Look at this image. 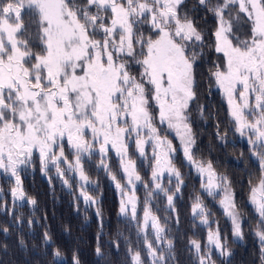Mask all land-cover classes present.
<instances>
[{
	"label": "snow or ice",
	"instance_id": "obj_1",
	"mask_svg": "<svg viewBox=\"0 0 264 264\" xmlns=\"http://www.w3.org/2000/svg\"><path fill=\"white\" fill-rule=\"evenodd\" d=\"M198 4L216 22L211 46L224 61L223 69L215 65L211 77L224 92L235 131L241 136L254 134L248 140L260 172L250 188V201L264 224V0H198ZM182 5L185 0H0V169L15 178L14 198H25L20 171L31 165L34 152L45 174L51 164L63 178L65 141L75 157L68 168L79 173L85 203L96 201L84 191L89 177L82 157L91 156L97 145L102 157L109 148L116 153L134 193L141 176L129 156L131 139L140 157L146 156L145 146L152 142L151 179L167 197L168 206L174 207V197L162 187L161 178L165 172L175 176L176 191L183 179L171 158L175 149L160 134L158 121L176 132L187 161L207 177L205 191L214 197L221 194L219 202L234 236L243 237L231 181L218 174L211 161H198L191 152L195 139L188 108L196 99L195 66L208 44ZM150 100L158 108L156 115ZM226 135L217 133L225 143ZM101 164L124 193L106 160L102 158ZM192 210L201 223L209 224L199 197ZM120 212L136 219L134 194L121 200ZM149 222L156 244L166 242V248L158 251L147 239ZM136 226L145 233L151 264H168L174 244L150 207L145 206L142 223ZM256 235L264 261V230ZM190 243L198 264H215L211 249L202 254L199 241ZM207 243L221 256L231 255L218 227L208 231ZM129 251L132 264H145L139 251ZM96 253L102 256L99 247Z\"/></svg>",
	"mask_w": 264,
	"mask_h": 264
},
{
	"label": "trees",
	"instance_id": "obj_2",
	"mask_svg": "<svg viewBox=\"0 0 264 264\" xmlns=\"http://www.w3.org/2000/svg\"><path fill=\"white\" fill-rule=\"evenodd\" d=\"M185 5L208 44L195 66L196 99L188 111L195 139L192 154L198 161H211L215 171L231 181L237 209L244 218L243 241L233 239L231 221L220 206V194L214 197L203 191L202 180L185 162L181 152L177 151L172 159L183 179L179 191H176L177 182L168 178L163 181L168 193L174 195V207L170 208L164 193L155 192L151 184L154 160L140 158L131 146L130 157L135 160L141 176L140 185L135 190L139 211L135 220L120 216L116 182L97 154L82 158L84 171L95 185L90 193L98 200L96 207L87 206L78 197L75 183L71 181L69 186L64 185L54 168H49L45 174L39 161L34 160L31 169H24L21 176L23 192L28 199L36 201L34 206L25 204L11 208L8 192L0 199V264H74L75 259L79 264H132L129 248L139 251L145 264H151L145 234L136 226L142 221L145 206L150 207L161 224L166 225L165 235L173 241L174 254L168 264H198L191 240L200 242L202 254L211 249L215 264H264L262 244L256 237L257 230H264V224L255 207L249 204L250 188L259 178V160L253 155V145L239 140L227 103L213 85L211 71L217 64L222 69L224 67V61L220 59L222 55L211 46L216 22L198 0H185ZM149 108L154 115L158 112L154 101L150 100ZM218 132L227 133L224 137L226 143L218 138ZM68 155L73 156L69 152ZM104 159L116 180L124 185L125 177L118 159L111 152ZM197 197L209 213V225H202L192 215ZM217 227L231 255L221 256L208 245V231H215ZM150 236L147 234L149 241ZM98 247L102 256L96 253ZM57 250L60 256L55 255ZM165 255L167 257V253Z\"/></svg>",
	"mask_w": 264,
	"mask_h": 264
},
{
	"label": "rangeland",
	"instance_id": "obj_3",
	"mask_svg": "<svg viewBox=\"0 0 264 264\" xmlns=\"http://www.w3.org/2000/svg\"><path fill=\"white\" fill-rule=\"evenodd\" d=\"M220 54H221V53H220ZM221 55H222V54H221ZM213 81H214V78H213ZM213 83H214V82H213ZM213 85H214V88H215V89H217V90L220 91V93L222 94V96L224 97V99H225V101H226V103H227V99H226V97H225V95H224L223 90L220 89L219 86L216 85L215 83H214ZM227 106H228V104H227ZM189 107H190V106H189ZM188 111H189V108H188ZM228 112H229V116H230V118L233 120V118H232L231 115H230V109H229V106H228ZM155 115H156V114H155ZM188 117H189V112H188ZM188 122H189V121H188ZM233 122H234V120H233ZM156 123H157V127H158V129L160 130V134H161L162 136H166L167 139L171 141V144H172L173 148L175 149V152H174L173 154H171V158L173 159V158L175 157V155L177 154V151L181 152L182 155H183V158H184L185 162L191 167V169L194 170V172H195V173L200 177V179L202 180V183H203L202 188H203V191L206 192V191H205V188H204V183H205L207 177H206L204 174L199 173V172L196 170L195 166H193L192 164H190V163L187 161V159H186V157L184 156V153H183V145H182V143H181L180 138L177 136L176 132H175L174 130L168 129V128L166 127L165 124H159L158 121H157ZM234 123H235V122H234ZM237 134H238V137H239V140H240V141H243V142L247 143L248 145L252 146V144H251V143L249 142V140H248V135H253V138H254V134H246L245 136H241V135L239 134V132H237ZM133 139H134V137H133ZM128 144H129L128 152H129V156H130V147H131V146L134 147V145H133L132 142H131V139L128 141ZM192 149H193V146L191 147V152H192ZM134 150H135V152L137 153V155L139 156V153L136 151L135 147H134ZM145 151H146V156H145V157H140V156H139V157L142 158V159H144V158H152V159H153V157H152L153 146H152V142H151V141H149L148 144L145 146ZM68 152L71 153V154L73 155V150L69 147V145L67 144V141H65V142H64V153H65V156L67 157V162H61V164H60L61 170L64 172V176H63V178L60 177V176L57 174L56 170H55V172H56V174H57V175L63 180V184H64V185L69 186V185L71 184V181H72L73 183H75L76 188H77V195H78V197H79V198L85 203L83 196H81V194H80V193H81V184H82L83 182H82V181L80 180V178H79V173L76 172V171H74V170H69V168H68V163H74V160H75L74 155H73V156H70V155H68ZM109 152H111V153H112V154H113V155L119 160V158L117 157L116 153H115L111 148H109V151L107 152L106 157H102V155H101V154L99 153V151H98V145L96 146V148H94L92 154H97L99 157H101V159H102V158L104 159V158H107ZM84 157H88V156H84ZM82 158H83V157H82ZM34 160H38V161H39V164H40L41 169H42V165H41V162H40V160H39V154H38V152H34V153H33L32 162H33ZM32 162H31V165H30V166L24 167V168L20 171V176H22V172H23L24 169H26V170H27V169H31V167H32ZM154 166H155V164H154V161H153V168H154ZM49 168H54V169H55V167H54L53 165H51V164H49L48 169H49ZM121 170H122V169H121ZM31 171H32V170H31ZM43 171H44V170H43ZM122 173H123V172H122ZM123 175H124V177H125V174H124V173H123ZM67 176L70 177L69 180L67 179ZM165 178H168V179H170V180H172V181L177 182L175 176L169 175V173L165 172L164 175H163V177L161 178V184H162V187H164V185H163V184H164L163 181H164ZM65 179L68 181L67 184L64 183V180H65ZM21 181H22V179H21ZM2 182H5V185H3ZM151 184L153 185V189H154V191H155V192H158V191L155 189L154 182L152 181V179H151ZM139 185H140V181L135 182V184H134V193H133L132 191H129V189L132 188V186L127 184V179H126V177H125V184L122 185V187L124 188V193H122V192L120 191V189H117V188H116V184H114V187H115V189H116L117 195H118V197H119L120 206H121V200H122V199L126 201L127 198H128V196L133 195V194H134V196L136 197V195H135V190H136V188H137ZM94 186H95L94 183H93L92 181L89 180V183H87L86 185H84V191H86L90 196H92L91 193H90V190H91L92 188H94ZM14 187H15V178H14V177H11L9 174L5 173L2 169H0V199H2V198L5 196V193L8 192L9 195H10V198H11V208H16V207H19V206H23V205H25V204H28L29 207H33L34 205L30 202L31 200L28 199L26 196H25V198H24L23 200H20V199L14 198V197L12 196V189H13ZM164 188H165V187H164ZM165 189H166V188H165ZM217 194H220V193H217ZM220 195H221V194H220ZM92 197H93V196H92ZM173 197H174V195H173ZM93 198H94V197H93ZM173 199H174V198H173ZM94 200L96 201V203L88 202V203H85V204H86L87 206H89V207H96V205H97V201H98V200H97L96 198H94ZM136 201H137V197H136ZM249 204L252 205V206H254V205L251 203L250 198H249ZM220 206H221V204H220ZM254 207H255V206H254ZM129 208H130V205H129ZM221 208H222V206H221ZM222 210L224 211L223 208H222ZM138 212H139V211H138V206H137V215H138ZM224 213H225V212H224ZM119 214H120L121 217H126V218H130V219H132V218L130 217V215H129V216H126V215L122 214V213L120 212V208H119ZM239 214H240V213H239ZM192 215H193L194 217H196L197 220L201 223V219H200L199 215H198V214H194V213H193V210H192ZM225 215H226V214H225ZM142 217H143V214H142ZM226 217L228 218L227 215H226ZM136 218H137V217H136ZM228 219H229V218H228ZM240 219H241V224H243V220H244V218H243V216H242L241 214H240ZM132 220H133V219H132ZM229 220H230V219H229ZM141 222H142V221H141ZM210 223H211V221L209 220V224H210ZM201 224H202V225H205V224H203V223H201ZM209 224H208V225H209ZM150 225H151V222H149V228H148V230H147V234L151 235L150 238H151V241L153 242V244L157 246L158 250L167 247L166 242H165V243L156 244L155 236H154L153 230L151 229V226H150ZM205 226H206V225H205ZM141 233H142V232H141ZM142 234H145V233H142ZM256 237H257V239L259 240V242H261L260 239H259V237H258L257 235H256ZM233 239H234L235 241H237V242H242V241H243L242 238H237V237H235V236H234V233H233ZM209 246H210V245H209ZM210 247H211V246H210ZM211 248H212V250H215L217 253H219V250L215 249L214 247H211ZM219 254H220V253H219ZM150 258H151V257H150Z\"/></svg>",
	"mask_w": 264,
	"mask_h": 264
}]
</instances>
